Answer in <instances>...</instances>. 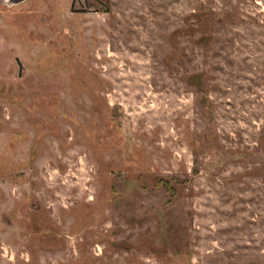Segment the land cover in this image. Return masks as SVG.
Instances as JSON below:
<instances>
[{"label": "rangeland", "instance_id": "rangeland-1", "mask_svg": "<svg viewBox=\"0 0 264 264\" xmlns=\"http://www.w3.org/2000/svg\"><path fill=\"white\" fill-rule=\"evenodd\" d=\"M0 264H264V0H0Z\"/></svg>", "mask_w": 264, "mask_h": 264}, {"label": "water", "instance_id": "water-1", "mask_svg": "<svg viewBox=\"0 0 264 264\" xmlns=\"http://www.w3.org/2000/svg\"><path fill=\"white\" fill-rule=\"evenodd\" d=\"M11 1V0H10ZM12 1H14V2H20V1H23V0H12Z\"/></svg>", "mask_w": 264, "mask_h": 264}]
</instances>
